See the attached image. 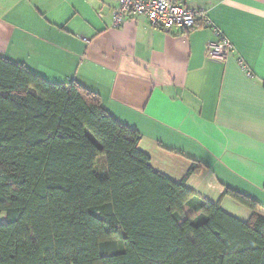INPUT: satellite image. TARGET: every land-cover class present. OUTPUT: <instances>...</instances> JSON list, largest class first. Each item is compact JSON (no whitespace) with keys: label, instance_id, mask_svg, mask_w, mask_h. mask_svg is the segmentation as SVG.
Here are the masks:
<instances>
[{"label":"trees","instance_id":"obj_1","mask_svg":"<svg viewBox=\"0 0 264 264\" xmlns=\"http://www.w3.org/2000/svg\"><path fill=\"white\" fill-rule=\"evenodd\" d=\"M141 134L76 80L0 54V264H264L242 220L155 169Z\"/></svg>","mask_w":264,"mask_h":264},{"label":"crops","instance_id":"obj_2","mask_svg":"<svg viewBox=\"0 0 264 264\" xmlns=\"http://www.w3.org/2000/svg\"><path fill=\"white\" fill-rule=\"evenodd\" d=\"M175 1L207 18L167 30L142 14L115 27V0H0V54L96 91L155 169L179 181L196 163L190 189L247 220L254 210L224 194L238 191L264 215V0ZM215 27L233 45L223 60L207 53Z\"/></svg>","mask_w":264,"mask_h":264},{"label":"built area","instance_id":"obj_3","mask_svg":"<svg viewBox=\"0 0 264 264\" xmlns=\"http://www.w3.org/2000/svg\"><path fill=\"white\" fill-rule=\"evenodd\" d=\"M118 7L113 11V26L122 25L128 18L146 15L153 25L170 30L179 28L189 30L195 27L199 20L206 17V12L191 9L175 0H115ZM216 41L207 45V53L215 59H225L233 49L231 41L223 32L215 27Z\"/></svg>","mask_w":264,"mask_h":264},{"label":"rangeland","instance_id":"obj_4","mask_svg":"<svg viewBox=\"0 0 264 264\" xmlns=\"http://www.w3.org/2000/svg\"><path fill=\"white\" fill-rule=\"evenodd\" d=\"M1 55H3V54H1ZM5 56V55H4ZM230 200L229 201H235V200H233V198H229ZM237 203V202H236ZM225 205V208H227V209H229L230 208V206L229 205H227V203H224Z\"/></svg>","mask_w":264,"mask_h":264}]
</instances>
